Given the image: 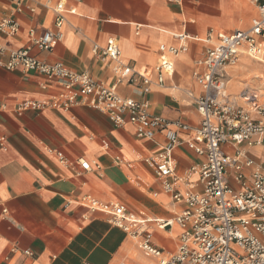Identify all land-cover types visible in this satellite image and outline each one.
Here are the masks:
<instances>
[{
    "label": "crops",
    "instance_id": "1",
    "mask_svg": "<svg viewBox=\"0 0 264 264\" xmlns=\"http://www.w3.org/2000/svg\"><path fill=\"white\" fill-rule=\"evenodd\" d=\"M46 1L28 0L36 12L16 13L13 0H0V21L14 15L21 26L13 37L0 32V45L21 49L31 45V30H55V14L43 6ZM66 1L63 41L51 52L34 48L32 54L110 85L115 75L111 65L93 55L94 43L104 46L108 39H117L125 62L142 69L156 65L161 44L178 46L180 35L199 38L177 58L175 72L164 86L154 87L148 96L153 114L192 125L199 121L195 101L202 93L192 76L193 63L209 48L207 34L211 29L224 33L247 29L258 15L256 6L246 0ZM242 57L226 70L231 99L239 96L245 103L242 95L247 93L260 101L264 67L259 62L264 64V58ZM45 83L38 73L0 67V137H5L0 142V264H158L114 226L109 215L88 209L80 200L91 195L124 205L139 219H173L180 207L145 162L162 151L164 135L140 139L131 123L117 127L106 114L85 106L18 113L24 102L57 94L54 87L43 88ZM118 92L143 98L137 86L120 85ZM251 155L264 168V148H253ZM174 158L179 175L202 160L186 144L177 148ZM79 160L89 161L92 170L83 172ZM148 230L159 248L177 249V226L161 229L153 222ZM27 250L33 256H27Z\"/></svg>",
    "mask_w": 264,
    "mask_h": 264
},
{
    "label": "built area",
    "instance_id": "2",
    "mask_svg": "<svg viewBox=\"0 0 264 264\" xmlns=\"http://www.w3.org/2000/svg\"><path fill=\"white\" fill-rule=\"evenodd\" d=\"M13 2L16 13L36 12L28 0ZM250 3L258 10L250 27L233 33L211 29L205 39L209 48L193 63L192 76L202 89L195 101L199 116L195 125L153 114L148 96L154 87L164 86L166 77L175 72L177 58L188 50L190 41L199 40L197 37L180 35L178 46L161 44L156 65L142 69L125 62L117 39H108L104 46L94 43L93 55L111 65L116 80L113 85L88 72H75L63 63H47L32 54L34 48L51 52L63 41L66 0H47L43 4L55 14V30H31V45L21 49L9 50L0 45V67L38 73L46 79L43 88L58 90L50 99L22 103L18 113L69 111L85 106L106 114L117 127L131 123L140 139L164 135L162 151L145 162L180 207L173 219H139L128 214L124 205L102 202L91 195L80 200L88 209L109 215L111 223L125 231L144 255L158 264H264V168L251 155L253 148H264V99L259 101L256 95L245 93L242 98L248 106L237 104L229 94L226 72L242 56L254 60L264 56V0ZM20 31L14 15L0 21L2 34L13 37ZM5 56L8 59L2 60ZM120 85L139 87L143 98L122 96L118 92ZM4 141L5 137H0V142ZM183 144L202 160L179 175L174 153ZM59 157L65 162L61 153ZM79 165L83 172L92 170L89 161L79 160ZM153 222L161 229H180L174 252L155 245L153 233L148 230V224ZM25 254L33 256L30 250Z\"/></svg>",
    "mask_w": 264,
    "mask_h": 264
},
{
    "label": "rangeland",
    "instance_id": "3",
    "mask_svg": "<svg viewBox=\"0 0 264 264\" xmlns=\"http://www.w3.org/2000/svg\"><path fill=\"white\" fill-rule=\"evenodd\" d=\"M246 1H247V2H250V0H246ZM256 13H257V11L254 10V13H253L252 17L255 16ZM252 17H251V18H252ZM251 18H250V19H251ZM250 62H252V61H250ZM259 64L262 65V66L264 67V64H263V63H260V62H259ZM263 76H264V74H263ZM237 95H238V94H236V96H237ZM237 97H238V99L235 100L236 103L239 104V105H242V106L247 107V105H246L242 100L239 99V96H237ZM262 100H263V99H262ZM262 100H260V101H262Z\"/></svg>",
    "mask_w": 264,
    "mask_h": 264
},
{
    "label": "bare ground",
    "instance_id": "4",
    "mask_svg": "<svg viewBox=\"0 0 264 264\" xmlns=\"http://www.w3.org/2000/svg\"><path fill=\"white\" fill-rule=\"evenodd\" d=\"M248 57V56H247ZM243 58V57H242ZM241 58V59H242ZM248 58H250V57H248ZM264 58V56H262V57H259V59L257 60V61H262V59ZM251 59V58H250ZM165 232V231H164Z\"/></svg>",
    "mask_w": 264,
    "mask_h": 264
}]
</instances>
